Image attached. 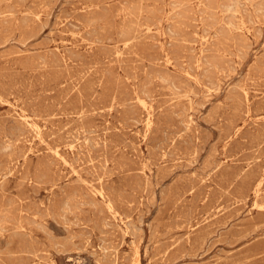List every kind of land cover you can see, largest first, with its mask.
I'll return each mask as SVG.
<instances>
[{
	"label": "rangeland",
	"instance_id": "374dc122",
	"mask_svg": "<svg viewBox=\"0 0 264 264\" xmlns=\"http://www.w3.org/2000/svg\"><path fill=\"white\" fill-rule=\"evenodd\" d=\"M0 264H264V0H0Z\"/></svg>",
	"mask_w": 264,
	"mask_h": 264
},
{
	"label": "bare ground",
	"instance_id": "6f19581e",
	"mask_svg": "<svg viewBox=\"0 0 264 264\" xmlns=\"http://www.w3.org/2000/svg\"><path fill=\"white\" fill-rule=\"evenodd\" d=\"M144 103H146V102H143V104H144ZM144 105H145V104H144ZM145 106H146V105H145ZM36 127H38V126H36ZM38 128H39V127H38Z\"/></svg>",
	"mask_w": 264,
	"mask_h": 264
}]
</instances>
